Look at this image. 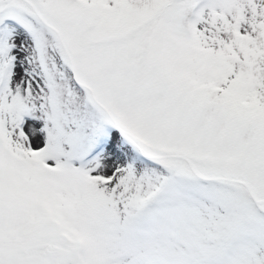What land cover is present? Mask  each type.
<instances>
[{"label": "snow or ice", "instance_id": "6c2138e0", "mask_svg": "<svg viewBox=\"0 0 264 264\" xmlns=\"http://www.w3.org/2000/svg\"><path fill=\"white\" fill-rule=\"evenodd\" d=\"M0 264H264V0H0Z\"/></svg>", "mask_w": 264, "mask_h": 264}]
</instances>
